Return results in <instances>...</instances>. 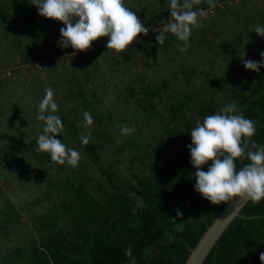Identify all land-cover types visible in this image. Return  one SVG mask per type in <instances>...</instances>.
Returning a JSON list of instances; mask_svg holds the SVG:
<instances>
[{
	"label": "trees",
	"instance_id": "1",
	"mask_svg": "<svg viewBox=\"0 0 264 264\" xmlns=\"http://www.w3.org/2000/svg\"><path fill=\"white\" fill-rule=\"evenodd\" d=\"M201 2L206 9L217 0ZM124 5L146 28L168 27L169 0ZM0 11V177L12 188L0 191V264H186L229 204L212 205L194 190L191 129L235 102V114L255 124L251 139L264 145V68L243 66L264 53L254 32L264 26V0L198 18L187 42L167 31L163 44L139 36L117 52L97 48L102 37L81 61L70 54L68 63L46 65L40 83L36 73H3L18 59L75 51L59 43L65 25L40 16L31 0H0ZM48 88L63 125L57 139L79 153L76 166L38 150ZM248 163L235 161L237 170ZM261 252L264 200L250 201L204 264H261Z\"/></svg>",
	"mask_w": 264,
	"mask_h": 264
},
{
	"label": "clouds",
	"instance_id": "2",
	"mask_svg": "<svg viewBox=\"0 0 264 264\" xmlns=\"http://www.w3.org/2000/svg\"><path fill=\"white\" fill-rule=\"evenodd\" d=\"M31 3L40 16L65 25L60 29L59 43L63 48L71 47L82 52L91 48L93 42L107 37L106 47L121 52L128 49L140 34L148 33L137 15L124 5V0H31ZM169 7L171 18L166 31L187 42L192 26H199L198 14L191 10V0H169ZM254 32L264 37V26L257 25ZM165 39L163 32L156 37L158 45ZM179 50L185 49L181 47ZM243 66L259 73L264 68V53H261L260 61L243 60ZM56 110L53 90L48 88L39 104L38 119L44 121L45 126L38 137V150L49 153L54 162L76 166L79 153L67 149L57 139L63 125L58 116L51 114ZM235 113L236 103L231 102L219 113L207 115L202 122L197 121L190 131L188 149L190 162L196 170L194 190L212 205L226 204L235 198L254 203L264 200V145H258L251 139L256 132L254 122L243 114ZM84 117L86 125L93 123L90 113L85 112ZM130 131L126 127L121 129L123 134ZM89 136L90 133L82 135L81 142L88 144ZM242 157L250 163L237 170L235 161ZM205 165L206 171L203 169ZM176 217H183L180 209L176 210ZM184 223L177 224V231L183 229ZM126 255L131 256V249ZM260 261L264 264V252L260 253Z\"/></svg>",
	"mask_w": 264,
	"mask_h": 264
},
{
	"label": "water",
	"instance_id": "3",
	"mask_svg": "<svg viewBox=\"0 0 264 264\" xmlns=\"http://www.w3.org/2000/svg\"><path fill=\"white\" fill-rule=\"evenodd\" d=\"M250 201L235 198L208 228L197 246L192 250L186 264H204L219 240Z\"/></svg>",
	"mask_w": 264,
	"mask_h": 264
},
{
	"label": "rangeland",
	"instance_id": "4",
	"mask_svg": "<svg viewBox=\"0 0 264 264\" xmlns=\"http://www.w3.org/2000/svg\"><path fill=\"white\" fill-rule=\"evenodd\" d=\"M1 12V11H0ZM11 47H8V49H4L3 53H2V56L4 57L5 54L8 52V50L10 49ZM91 49L89 48L87 50V52H89ZM10 53V51H9ZM75 53V54H74ZM82 53L81 51H73V52H70L68 53L67 55H64L62 57H55L51 54H48V56H44V57H40V60H42L43 62H31L29 64H25L26 63V60L25 59H18V61L15 63V65L17 66H13V68H11V70L18 72V73H22V75H31L33 73H36L37 74V79H38V83H40V81H43L44 79V75L45 73L42 72V70L45 68L46 65L48 64H52V63H55V64H63V63H68L69 60H68V57L70 54L72 55H75L77 57V59L79 61H81L82 59ZM32 59H36L35 58H32ZM33 61V60H32ZM8 67V66H7ZM21 68V69H19ZM24 69V71H23ZM45 71V70H43ZM8 165V163H7ZM12 188L10 187L9 185V182H7V179H5L4 177H0V191L2 192H5L6 194H9L11 192Z\"/></svg>",
	"mask_w": 264,
	"mask_h": 264
},
{
	"label": "built area",
	"instance_id": "5",
	"mask_svg": "<svg viewBox=\"0 0 264 264\" xmlns=\"http://www.w3.org/2000/svg\"><path fill=\"white\" fill-rule=\"evenodd\" d=\"M191 3L195 6V7H198V10L196 11L197 14H198V18L199 19H202L204 17H206L208 14L210 15H213L214 13H216L217 11L221 10V9H227L228 7H236L238 5H240L242 3V0H229L228 2H221L219 0H217V3L215 6H212V7H209V8H202L201 5H202V2L201 0H191ZM166 28L167 27H162V26H158L156 27L155 29H148V33L147 35H144V34H140L139 36H142V38H149V39H155L157 37V35H159L160 32H167L166 31ZM139 36L137 37V39L133 42L132 45H134L137 41H138V38ZM106 44L105 42H100L96 45L97 48H100V49H104L106 48ZM130 45V46H132ZM129 46V47H130ZM84 53L87 52L86 51H82ZM13 72V70H7L3 73V75H6V74H11Z\"/></svg>",
	"mask_w": 264,
	"mask_h": 264
},
{
	"label": "crops",
	"instance_id": "6",
	"mask_svg": "<svg viewBox=\"0 0 264 264\" xmlns=\"http://www.w3.org/2000/svg\"><path fill=\"white\" fill-rule=\"evenodd\" d=\"M221 10H226V9H221Z\"/></svg>",
	"mask_w": 264,
	"mask_h": 264
}]
</instances>
